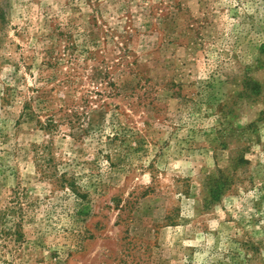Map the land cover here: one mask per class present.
I'll return each mask as SVG.
<instances>
[{
  "label": "rangeland",
  "instance_id": "rangeland-1",
  "mask_svg": "<svg viewBox=\"0 0 264 264\" xmlns=\"http://www.w3.org/2000/svg\"><path fill=\"white\" fill-rule=\"evenodd\" d=\"M0 264H264V0H0Z\"/></svg>",
  "mask_w": 264,
  "mask_h": 264
}]
</instances>
